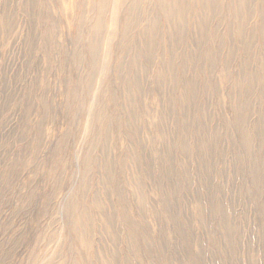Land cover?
Instances as JSON below:
<instances>
[{"label": "rangeland", "instance_id": "374dc122", "mask_svg": "<svg viewBox=\"0 0 264 264\" xmlns=\"http://www.w3.org/2000/svg\"><path fill=\"white\" fill-rule=\"evenodd\" d=\"M98 1L0 0V264H264V126L249 149L235 119L238 112L247 117L248 131L264 124V96L251 95L249 114L250 108L241 110L238 89L246 75L241 67L259 72L264 45L255 39L246 59L235 33L227 34L239 19L226 11L209 17L217 38L201 43V1L187 0L186 41L171 54L173 25L156 10L161 41L148 59L137 54L146 22L132 30L136 44L129 53L121 49V28L110 37L115 0L105 12L104 33H93ZM224 1L225 10L238 4ZM249 7L256 16L264 0H250ZM253 14L246 18L247 38L261 24ZM91 43L103 46L96 61ZM205 47L219 52L215 64L209 54L193 62ZM183 65L181 82L170 80ZM106 79L108 94L99 87ZM192 81L198 97L186 113L175 103ZM102 111L110 119L104 134ZM117 117L130 128L118 127ZM199 124L201 131L193 129ZM87 156L97 167L86 168ZM57 160L62 165L53 178ZM169 171L184 188L179 201L165 206L164 193H175L161 179ZM80 204L94 207L92 252L73 229Z\"/></svg>", "mask_w": 264, "mask_h": 264}, {"label": "bare ground", "instance_id": "6f19581e", "mask_svg": "<svg viewBox=\"0 0 264 264\" xmlns=\"http://www.w3.org/2000/svg\"><path fill=\"white\" fill-rule=\"evenodd\" d=\"M116 1V8L114 11V19L113 22L111 23V28H110V37L114 36L115 34H117V31H119V28L122 29V39H123V44L121 46L122 50H126L127 53L131 52L133 49H135V44H136V40H135V36L132 34L133 33V29L136 27H140L141 25L146 22V27L145 28H141L142 33L144 35V40L141 41V47L140 49H138V56H144L145 58L150 59L153 55L156 54V52L158 51V46L160 44L161 39L159 38V27L157 26V22L155 23V19H153L152 16H154V13L156 10H159L161 12V15L166 19V23H168L169 25H173V30L170 31V37L171 36H175V40H173V43L171 44V54L173 55L174 51L176 49H178L180 47V45H182L183 42H185L186 40V33H185V19H186V13L187 10L190 8L189 7V3L187 0H115ZM201 1V17L198 23V27H199V37L202 39L201 43H204L206 45V39L207 38H211V36L216 35L215 30L212 29L213 27L209 24V17H213L214 14H217L215 16H222V14H225L224 11H226L229 14H233L235 19H239L238 22V27H234L231 28L229 31V33L227 34H231L232 32L235 33V38L238 40V42L241 44V47L243 48V54L245 55L246 59H248L249 55L251 54L250 50L252 49L253 43L255 39H258V42L261 44V46L263 47L264 45V8H260L258 9V11L256 12V16L253 13H250V7H249V1L250 0H238V4L235 6H230L228 7L226 10L224 9V6L226 5L224 0H200ZM110 0H99L98 4H97V12L95 14L94 17V24H93V33L96 35H102L104 33L103 28L105 26V12L108 8ZM152 13V14H151ZM248 13V15H247ZM254 15L256 18H258L260 20V25L254 29L255 30V37H249L247 38L245 35V28H246V18L249 17V15ZM227 15V14H226ZM234 30V31H233ZM120 35V33H119ZM217 38V35H216ZM212 39V38H211ZM90 50L92 55V58L96 61L99 59L100 54L102 52L103 46H101V44L99 43H91L90 44ZM109 49V48H108ZM209 47H205L204 51L202 54H200V56H195L194 54L192 55L193 58V62L197 63L203 56L209 54L212 55V62L215 64V60L217 58V56L219 55V52L216 50V52H209L208 51ZM121 50V51H122ZM124 52V51H123ZM208 52V53H207ZM231 56L237 58V56H235L234 52L230 53ZM262 58L259 57V59L257 60L259 63V72L256 74H253L251 72H249L247 70L246 67H241L244 71V73H246V75L243 78V81L239 82L238 84L240 86H243L241 88L237 87L238 89L241 91V95L239 94V101H240V106H241V110L243 111L244 109L248 110V108H250L249 114L252 111V107H254V103H251V95L256 94L259 95V97L264 96V87H263V83L261 84V86H259L258 88H256V83L260 82L262 80H264V52L261 53ZM174 58V57H172ZM105 60V58H104ZM186 71V66L183 65V67H180V71L176 72V73H172L169 75V79L170 80H174L177 82H181L182 80V75H184V72ZM261 73V75L263 76H259L257 77L259 74ZM130 85H134L135 88L139 91V93L141 92L142 88L140 86V84L134 82V80L129 82ZM156 84L158 88L162 87V79L158 78L156 79ZM100 87V91L104 92L105 94H108L110 92V88H109V84H108V80L106 79L105 84H101ZM234 88H232L231 90V96L232 98L234 97V92L236 91V84L233 85ZM185 88L183 91V95L180 99L177 100V102L175 103L178 107H182L185 109L186 113H189L190 111H192V109L194 107H196V100L198 97V87L197 85L194 84V81L192 82H188L185 84ZM213 89H215L213 87ZM257 90V91H256ZM243 108V109H242ZM247 114V115H249ZM261 116L263 117V114H261ZM100 119H101V125H102V134H104L105 131V126L108 124L109 122V117L106 116L105 111H102L100 114ZM186 119H187V115H186ZM235 119H237V123L236 125L238 126L237 129H239L238 131L240 132L241 136H243L245 143L247 144L248 148L250 149V141L259 138L260 135H263L262 133H260V127L264 126V124H259L255 125L254 129L255 131H248V129H246L244 127V125L246 124V120H248L247 117H245L243 119V115L241 112H238L235 116ZM115 123L118 127H128L129 126V122H125L123 124V122L121 121V119L119 117H117L115 119ZM197 127V129H196ZM141 129V128H140ZM193 129L199 130L201 131V129H203V126L201 124L194 126ZM217 134L215 133V137ZM183 139V137L181 138V140ZM210 138L208 139H204V142H209ZM201 142V145L204 146V142ZM104 143V142H102ZM185 142L182 143L181 148L184 147ZM63 145L65 146L66 144L63 141ZM184 149H186L184 147ZM136 163L139 162L138 157H136L135 160ZM85 163H86V168L88 170H91L93 166L97 167L96 162L93 160V158L91 156H87V158L85 159ZM262 164L264 165V161H262ZM62 165V162L57 160L56 161V166L52 171V175L53 178L56 176V172L58 171L59 167ZM183 171L186 173H188V171H185V169H183ZM251 174L252 176H256V171H255V167L254 169H251ZM182 173V172H181ZM106 174L108 177H111L108 173V170L106 169ZM173 176H175L176 181L173 182L172 178ZM161 179L162 181L165 182H169L170 184L168 185V187H170V190L173 189V191L175 193H164V197H163V204L165 206H168L167 203L172 205V202L174 200L179 201L180 200V190L183 189L184 185L182 184V178L179 177L178 173L175 171H169V172H165L161 175ZM143 181H140V186H142ZM52 196V194H51ZM50 200V198L48 197V201ZM48 201H47V206H46V210L48 207ZM143 212L145 211V206L147 205V199L146 197H142L140 198V202H139ZM81 210L79 212V214H77V218H76V222L74 223V231L78 234V236L80 237L81 235V241L83 243V245L85 247H87V249H89V252H92L93 247H94V243L93 241H95L94 238V228H93V211H94V207L93 206H89L87 207L85 204L81 205ZM96 208L101 210V206L98 204L96 206ZM217 211L222 214H224L225 209H223V206H218L216 207ZM204 210L203 207H199L198 211H197V218L199 219H203L204 217ZM108 216H106L105 218H107ZM129 217H127L126 213H121V220L123 221L124 224H129V231L132 236H135V230L133 228V224L130 223L131 221H129L128 219ZM171 220L173 222H175V217H172ZM112 224V219L111 218H107L106 219V225L108 227L109 230H111L112 235L114 236V239H117V234L115 233V231H113V228L110 226ZM143 228L146 227L145 223H143ZM232 229L231 228H227V236L230 239L231 235H232ZM162 237H164L165 239H167L166 237V233L164 232L162 234ZM169 244V243H168ZM159 251L162 252L163 250H165V246L159 243ZM169 246V245H168ZM167 246V251L169 250ZM161 249V250H160ZM112 257V261L113 262H118L119 259H117V255H116V251L115 254H111ZM115 258V259H114ZM111 264V263H110Z\"/></svg>", "mask_w": 264, "mask_h": 264}]
</instances>
